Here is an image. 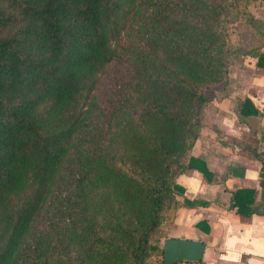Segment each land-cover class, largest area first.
<instances>
[{"label":"trees","instance_id":"trees-1","mask_svg":"<svg viewBox=\"0 0 264 264\" xmlns=\"http://www.w3.org/2000/svg\"><path fill=\"white\" fill-rule=\"evenodd\" d=\"M257 1L0 0V264H162L207 93L264 69Z\"/></svg>","mask_w":264,"mask_h":264},{"label":"crops","instance_id":"crops-1","mask_svg":"<svg viewBox=\"0 0 264 264\" xmlns=\"http://www.w3.org/2000/svg\"><path fill=\"white\" fill-rule=\"evenodd\" d=\"M256 62L240 58L230 66L225 84L206 95L191 155L212 177L206 181L193 169L178 176L184 192L175 197L161 227L160 249L168 238L198 240L205 246L201 264H264V69ZM253 108L258 113L249 115ZM237 190L256 192L257 211L246 217L237 213L232 207Z\"/></svg>","mask_w":264,"mask_h":264},{"label":"water","instance_id":"water-1","mask_svg":"<svg viewBox=\"0 0 264 264\" xmlns=\"http://www.w3.org/2000/svg\"><path fill=\"white\" fill-rule=\"evenodd\" d=\"M204 249V244L198 240L168 238L162 246V264L199 262L202 260Z\"/></svg>","mask_w":264,"mask_h":264},{"label":"rangeland","instance_id":"rangeland-1","mask_svg":"<svg viewBox=\"0 0 264 264\" xmlns=\"http://www.w3.org/2000/svg\"><path fill=\"white\" fill-rule=\"evenodd\" d=\"M249 10L256 18H264V2L257 1L252 3Z\"/></svg>","mask_w":264,"mask_h":264}]
</instances>
